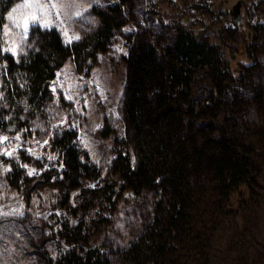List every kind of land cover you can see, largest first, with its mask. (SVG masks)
Here are the masks:
<instances>
[{
	"label": "trees",
	"instance_id": "trees-1",
	"mask_svg": "<svg viewBox=\"0 0 264 264\" xmlns=\"http://www.w3.org/2000/svg\"><path fill=\"white\" fill-rule=\"evenodd\" d=\"M18 1L0 0V31ZM144 1L120 0L96 11V26L71 44L55 30L31 28L20 53L11 55L0 40V137L21 133L28 141L43 131L48 135L45 149L62 167L39 166L42 172L33 178L18 164L38 163L25 150L5 160L12 189L27 202L39 187L55 191L67 216L56 233L66 249L43 264H204L211 257L214 233L253 212L249 207L264 165V91L246 88L245 82L247 93L239 91L243 76L232 89L223 88L230 75L225 52L236 49V26L225 25L215 35L202 23L190 30L181 21L189 11L209 18L213 11L180 0L186 11L168 21L156 10L158 2L146 0V10ZM135 8L141 17L126 35L125 133L114 139V157L101 180L76 131L52 127V110H62L64 100L54 102L50 84L67 61L81 70L107 53ZM261 70H254L255 77ZM254 113L258 124L242 132L248 124L244 116ZM120 203L139 219L136 234L124 244L110 236L109 219L100 216L92 225L89 216L95 207L109 205L115 211ZM88 222L105 230L94 247H89Z\"/></svg>",
	"mask_w": 264,
	"mask_h": 264
},
{
	"label": "rangeland",
	"instance_id": "rangeland-1",
	"mask_svg": "<svg viewBox=\"0 0 264 264\" xmlns=\"http://www.w3.org/2000/svg\"><path fill=\"white\" fill-rule=\"evenodd\" d=\"M119 1L58 0L60 5L58 8L49 7L46 13H41L48 20V26L32 25L30 29L55 30L65 44H71L96 26L98 22L96 11L105 10ZM154 1L158 2L155 7L160 17L168 21L171 18H179V12L186 11L180 0H173L174 5H167L166 0ZM189 1L210 8L214 15L212 14L210 18L206 15L201 17L198 13L194 15L189 11L185 20L182 18L181 21L183 20L190 30H196L197 23H202L208 27L211 35L217 34V31L225 25H233L231 11L238 2H241V17L236 26L239 36L235 43L236 49L225 52L230 75L227 77L229 79L225 80L223 88L232 89L238 84L235 83L238 78L243 76L242 82L238 84L239 91L247 88L248 85L250 88L258 86L264 91L262 52L264 35L260 36L258 32L259 27H262L259 30L264 33V0ZM28 2L46 4L57 0H19L9 12L17 5ZM144 2L142 5L148 10L150 6L146 0ZM25 11L32 9H18L14 18ZM131 13L133 16L130 17L132 19L130 24L115 36L107 53L97 55L94 64L86 65L81 70L72 61H67L57 71L50 84L54 102H58L61 98L64 100L62 110H52L55 113L49 118L52 127L69 126L76 131L77 142L98 168L101 180L107 178L108 167L114 157V139L122 137L125 133L121 109L127 74L125 58L129 46L126 35L135 29L134 25L141 17L136 8ZM5 25L9 26V30L7 35L5 29L0 31L2 50L16 46L19 54L27 38L21 41L18 35L23 26L16 28L14 20H10L8 14ZM212 42L217 43V40ZM6 53L13 55L11 51ZM254 61L262 69L258 78L255 77L254 71L258 70V66L254 70L250 69L249 72L245 70L250 68ZM204 83L209 87L211 82L208 79ZM243 84L245 87L242 88ZM244 117L248 124L242 125V132L258 124L259 115L254 113L251 117H247L246 114ZM52 130L51 128L49 132L51 133ZM47 136L43 131L28 141L22 138L21 133L1 136L7 139L0 142V264H43L47 257H55L58 252L66 249L56 235L59 225L67 217L58 207L56 192L39 187L27 202L25 196L12 189L6 181L10 163H6L5 160L17 154L18 150H25L38 162L30 164L18 162L28 174L31 172L30 177L37 178L42 172L41 167L58 170L62 168L57 156L50 149H45ZM250 140L254 145L252 137ZM256 151L262 152L258 147ZM261 170L260 187L254 188L255 203L249 207L253 212L248 214L246 219L237 217L234 227L224 225L219 232L214 233L216 238L212 242L211 257L204 261V264H264V165L261 166ZM92 184L96 186L98 181ZM112 209L109 205L105 208L95 207L89 214L93 221L92 225L99 221L100 216L109 219L113 229L110 236L116 242L124 244L136 234L139 219L123 204L115 211ZM88 224L89 247H94L99 244L105 230L91 226L90 222Z\"/></svg>",
	"mask_w": 264,
	"mask_h": 264
},
{
	"label": "snow or ice",
	"instance_id": "snow-or-ice-1",
	"mask_svg": "<svg viewBox=\"0 0 264 264\" xmlns=\"http://www.w3.org/2000/svg\"><path fill=\"white\" fill-rule=\"evenodd\" d=\"M60 5L57 2H50L46 4H40V3H32L28 2L23 5H17L12 9L11 12L8 13V18L10 20H14V24L16 28H21V25L23 26L22 31L18 34L20 37V40H24L27 37L28 31L32 25H38L40 27H47L48 26V20L41 15V13H46L47 9L49 7L51 8H58ZM18 9H32V11H25L23 14H21L18 17L14 18V14L17 13ZM5 35L8 34L9 26L5 25ZM67 35V33H65ZM74 39H79V37H73ZM5 52L11 51L13 55H17L18 48L16 46L12 48H5ZM6 137H0V142L3 140H6ZM11 155V153H8ZM31 174V172L29 173Z\"/></svg>",
	"mask_w": 264,
	"mask_h": 264
},
{
	"label": "water",
	"instance_id": "water-1",
	"mask_svg": "<svg viewBox=\"0 0 264 264\" xmlns=\"http://www.w3.org/2000/svg\"><path fill=\"white\" fill-rule=\"evenodd\" d=\"M240 5L241 2H238L232 9L231 11V16H232V23L234 26L238 25V21L240 20Z\"/></svg>",
	"mask_w": 264,
	"mask_h": 264
}]
</instances>
